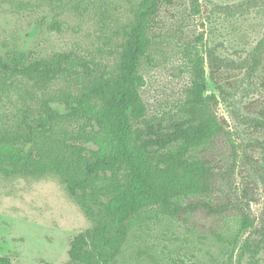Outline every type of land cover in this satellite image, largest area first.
Segmentation results:
<instances>
[{"label":"rangeland","instance_id":"374dc122","mask_svg":"<svg viewBox=\"0 0 264 264\" xmlns=\"http://www.w3.org/2000/svg\"><path fill=\"white\" fill-rule=\"evenodd\" d=\"M132 3L0 0V53L76 51L102 64L112 62L120 44L117 29L131 17ZM54 21L62 24L61 32L50 29ZM155 27L140 68L149 121L165 120L181 108L191 81V50L212 51L230 65L229 77L221 81L223 94L209 80L207 87L208 94L219 96L218 112L228 123V134L211 152L214 185L222 200L248 211L256 225L230 247L212 232L231 240L237 230L233 217L222 225L196 215L183 225L153 216L144 231L131 233L119 264H264L263 249L253 255L244 248L248 240L264 243V119L259 115L264 51L256 54L264 47V0H183L162 9ZM80 88L74 79H62L40 89L0 71V140H19L30 125L37 129L47 106L64 113V95ZM62 120L54 132L63 128L68 138L83 125ZM90 227L56 175L0 174V256L13 264H64L72 238Z\"/></svg>","mask_w":264,"mask_h":264},{"label":"trees","instance_id":"16d2710c","mask_svg":"<svg viewBox=\"0 0 264 264\" xmlns=\"http://www.w3.org/2000/svg\"><path fill=\"white\" fill-rule=\"evenodd\" d=\"M181 1L133 0L131 17L117 29L120 44L112 62L102 64L76 51L0 53L1 72L40 89L62 79L81 84L76 94L64 95V113L47 106L37 129L30 125L21 139L0 140V174L56 175L91 221L90 228L72 238L64 264H119L131 233L144 231L157 215L183 225L196 215L222 225L233 217L237 230L231 240L212 232L217 242L230 247L255 228L256 219L222 200L214 185L211 152L228 134V123L219 115V96L208 94L207 87L209 80L223 94L227 61L212 51L191 50V81L181 108L165 120L147 118L142 60L149 57L162 9ZM50 29L61 32L62 24L54 21ZM262 51L260 46L256 54ZM261 80L264 89V74ZM259 108L264 119V100ZM62 119L83 125L68 138L63 128L54 132ZM244 248L258 255L264 243L248 240ZM0 264L13 262L0 256Z\"/></svg>","mask_w":264,"mask_h":264}]
</instances>
